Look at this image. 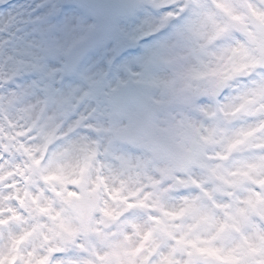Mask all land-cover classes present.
Wrapping results in <instances>:
<instances>
[{"label":"clouds","instance_id":"obj_1","mask_svg":"<svg viewBox=\"0 0 264 264\" xmlns=\"http://www.w3.org/2000/svg\"><path fill=\"white\" fill-rule=\"evenodd\" d=\"M218 28L226 31L210 41ZM258 41L264 42V0H0V219L9 221L0 226V252L29 233L13 264L42 257L48 264L95 262L94 249H109L79 230L75 210L57 195L74 192L73 204L86 209L87 192L97 208L93 227L111 240L127 234L138 243L130 222L154 230L138 264L144 257L158 264L176 246L156 220L184 237V250L173 257L180 264L191 242L219 250L195 253L196 264H233L229 254L259 260V252L245 256V240L257 244V233L264 234ZM113 124L130 128L134 138H115L106 131ZM85 145L96 156L82 171ZM193 157L198 163L185 167ZM164 168L170 176L161 175ZM250 199L256 210L248 223L213 239L214 222L250 208ZM153 243L160 247L149 256Z\"/></svg>","mask_w":264,"mask_h":264},{"label":"snow or ice","instance_id":"obj_2","mask_svg":"<svg viewBox=\"0 0 264 264\" xmlns=\"http://www.w3.org/2000/svg\"><path fill=\"white\" fill-rule=\"evenodd\" d=\"M226 31L224 28H218L214 35L210 37V41L214 40ZM255 40V37H252ZM258 43L261 44L262 48H264V42L258 41ZM186 102L191 103V98L187 97L185 98ZM191 127V126H190ZM98 131L100 129H97ZM106 131L112 132L114 134L115 138L118 139H133V133L130 128H121L117 126L116 124H113L112 127L109 129H106ZM82 150L86 153V157L84 160L82 171L86 170L90 162L95 158L96 156V150L94 148L89 149L86 145L83 146ZM34 164H39V160H35L33 162ZM57 162L55 160L51 161L50 164H56ZM191 163H198V161L193 157L185 161V167ZM203 166V165H201ZM59 167V165H57ZM146 167V164H145ZM161 175L163 177H168L171 175L172 169L171 168H164L160 169ZM49 177H45V179H48ZM153 187H156V185L159 183L158 181H151ZM72 183H78V181H71ZM61 183H64L63 178L61 177ZM181 185L186 186V182L179 181ZM195 183V181H193ZM99 186V185H97ZM127 185L122 181L121 182V189L125 188ZM199 186V185H198ZM119 191V190H118ZM168 190H164V192H161V197L167 192ZM58 196H62L64 203L68 206L72 207L76 214L78 219L80 220V231L84 232L85 234H95L98 238L100 244L109 249V251H105L103 254H100L95 249L93 250V255L97 257V260L94 262L92 260L85 261V264H138L137 257L145 250L146 244L148 241L152 239L153 231L152 229H149L147 231H141V228L139 225L135 223L130 222V226L133 228L135 235L138 236L139 242L133 245L132 238L127 235L123 234L122 240L114 241L111 240L108 236L101 233L98 229L93 227V214L97 210L95 202L91 199L92 194L91 193H84V196L88 197V205L86 209H82L78 205L73 204V198L77 196L74 192H67L66 195L63 192H57ZM130 195L135 196L136 192H130ZM151 195V194H149ZM205 195H209L208 193H205ZM148 199V196L145 197V200ZM23 204V201H21ZM188 208L192 209L193 211H199L195 207V201L188 202L185 201ZM246 204L250 206V208H239L237 209V215L233 216L231 214L226 213L225 219L222 222L216 223L214 222V225L217 227V233L216 236L213 237V239L219 237L222 233H225L228 229H235L236 231H240V225L241 224H247L249 221V211L250 210H256V203L253 202L251 199L248 201H245ZM139 205L141 207H147L145 205L144 201H139ZM159 199L156 203L153 204V207H159ZM129 207H132V205H129ZM11 212L12 210L9 209ZM40 212H47L49 211L48 208H40ZM103 216L105 218L109 219H115V216L113 212L101 209ZM258 214L261 216L262 219H264V209L258 210ZM59 215V214H57ZM165 216H172L174 214L171 213H164ZM238 217V219H237ZM14 221H19L20 217L16 216L13 212V215L11 217ZM53 219H56V217H53ZM202 220H209L210 214H205L201 217ZM103 222V221H101ZM231 222V223H230ZM9 223L8 220L0 219V226L7 225ZM156 224L159 226L160 230L164 233L166 237L169 239H173L176 241V246L172 247L170 251L165 255L161 254L160 260L158 261V264H180L179 261H175L173 259L174 254L176 251L184 249L182 248V245L185 243L184 237H181L180 239H176L173 232L168 229L167 226L163 224L162 221L156 220ZM62 228H64V225H60ZM37 227H40L39 225ZM65 231H68L67 228H65ZM121 232L123 233V229H121ZM71 235H75V233H70ZM29 233H25L24 235L20 237H12L11 240V247L8 249L7 252H0V264H13V262L18 258L19 256V249L18 245L25 241ZM257 244H249L247 242V239L245 240V243L247 244L248 252L245 253V256L252 254V253H261V258L259 260L255 259H246L241 258L240 261H236L234 257L229 254L225 257L226 260L232 261L233 264H264V234L257 233ZM192 243V250L187 251V256L189 257L188 260L184 261V264H196L194 260V254L195 253H208L209 255H216L219 250L212 249V248H197L195 242ZM160 247L159 243H153V246L149 249V256L156 253L157 249ZM54 251V249H49V252ZM26 264H33V261L30 259L26 262ZM35 264H48V258L42 257L35 260ZM139 264H148V257H144L141 261H139Z\"/></svg>","mask_w":264,"mask_h":264}]
</instances>
